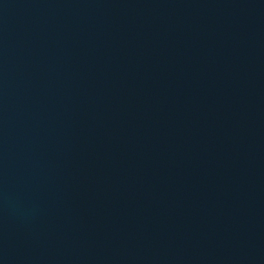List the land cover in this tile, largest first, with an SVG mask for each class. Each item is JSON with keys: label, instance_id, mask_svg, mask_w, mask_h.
Here are the masks:
<instances>
[{"label": "water", "instance_id": "water-1", "mask_svg": "<svg viewBox=\"0 0 264 264\" xmlns=\"http://www.w3.org/2000/svg\"><path fill=\"white\" fill-rule=\"evenodd\" d=\"M0 264H264V0H0Z\"/></svg>", "mask_w": 264, "mask_h": 264}]
</instances>
